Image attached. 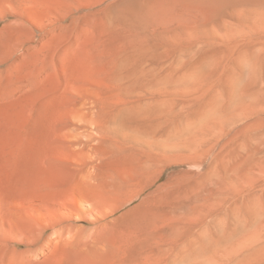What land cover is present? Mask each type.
<instances>
[{
  "label": "rangeland",
  "instance_id": "rangeland-1",
  "mask_svg": "<svg viewBox=\"0 0 264 264\" xmlns=\"http://www.w3.org/2000/svg\"><path fill=\"white\" fill-rule=\"evenodd\" d=\"M257 2L0 0V264H264ZM82 98L106 123V192L135 191L171 157L95 223L76 217L63 129ZM155 195L165 211L140 219L147 203L131 209Z\"/></svg>",
  "mask_w": 264,
  "mask_h": 264
},
{
  "label": "bare ground",
  "instance_id": "bare-ground-1",
  "mask_svg": "<svg viewBox=\"0 0 264 264\" xmlns=\"http://www.w3.org/2000/svg\"><path fill=\"white\" fill-rule=\"evenodd\" d=\"M259 1L260 2H257L258 6H256L257 8L255 7L256 8L255 11L258 14H263L264 13V9H263L264 1H261V0H259ZM252 8H254V7H252ZM252 8H251V10H252ZM164 67L160 66L159 68L163 69ZM165 68L163 69L164 71H165ZM152 70H155V69H152ZM155 71H158V70H155ZM97 96H99V95H97ZM80 102L81 103L79 105L72 108V111H70V120L68 121V124L67 123L65 124V127L63 129H65L64 132H65V135L67 138L66 140H68L67 142H69L67 144H70L68 149L72 148V150H70V151H72V152L74 151V153L71 152L73 154V156H71L70 159L75 157L74 156L75 153H76L75 155H78L80 157L79 160H77V158H76V161H75L79 165L80 172L78 171L79 175L77 173V176H79L77 179L78 181L75 179L77 181V183L75 182L76 188L73 187L75 189V191H74V208H75L76 217H77V219L78 218L83 219V217L88 216L87 218L95 223L102 218H104V220H105V219H107L105 217H111V215H113V214L117 213L118 211L124 209L127 205L132 204L134 201L140 199L144 194H146L148 192V190L151 189V187H153L162 178V176L164 175V172L167 171V169L171 165V161H170L171 157L166 155V154H163L162 158H163L164 162H161L163 160L156 161L153 168L150 167V170L145 171V173L143 175L144 177L141 181L138 182L139 184H137L138 187L136 188L135 191L130 192V193H123V191L118 190V191H115L114 194L106 192L105 191L106 188L103 187L104 188L103 189L101 187L102 184L100 185V183L98 181H96L97 173H98V172L96 173V168L100 166V165H98L99 164L98 161H100V159H101V152H102V151H99V148L101 147V144L103 143L104 139H107V137H108L107 136L108 134H107L106 123L102 119V117L98 114L97 109H95L96 105H94V101L92 99L90 100L89 98H82L80 100ZM120 129H122V128H120ZM81 158H83V159H81ZM71 196H72V194H71ZM152 197H154V196H151L150 198H152ZM69 198H71V197H69ZM150 198L149 199L147 198L148 200L147 199L144 200L140 205L135 206V208H133L131 210H135L136 208H139L141 205H145L147 203L146 207H148V208H146V211H144L143 214L141 213L139 215V217H141L143 215V218H144V216H145V218H147V215L150 212L153 214L154 208L156 209L154 214L156 212H158L157 206L159 207V210H161L160 207H162L161 211H165V210H163V206H165L163 204L165 203L166 200H164L163 203H160V205H163V206H159L158 203L162 200H160L157 197L160 200V201H158L156 198V195H155V198H153V199H150ZM69 200H71V199H69ZM167 202H166V204H167ZM66 208L68 210L70 209L68 207H66ZM71 210H72V208H71ZM66 212H68V211H66ZM161 213H163V212H161ZM161 213L159 211L160 215H161ZM68 214H69V212H68ZM156 214H158V213H156ZM167 214L168 213H166V215ZM150 215L151 214H149L148 216L150 217ZM155 216H157V219H158V215H155ZM161 216H164V215H161ZM166 217L164 216L165 221L168 218V217L167 218ZM153 218H151V220H148V222L149 221L152 222V220L157 221L156 218H155L156 220H154ZM140 219H142V217ZM140 219H139V222H140ZM147 219H149V218H147ZM161 219H163V217H161ZM135 220H137V219H135ZM143 220H145V219H143ZM141 222H142V220H141ZM143 222H147V220L143 221ZM101 223H102V221H101ZM150 223H148L147 225H149ZM154 224H156V223H154ZM157 225H158V223H157ZM98 244H100V243H98Z\"/></svg>",
  "mask_w": 264,
  "mask_h": 264
}]
</instances>
